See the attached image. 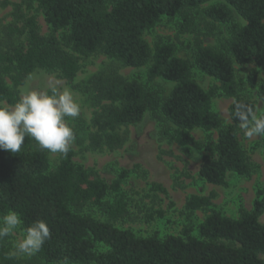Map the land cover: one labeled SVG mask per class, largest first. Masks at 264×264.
Segmentation results:
<instances>
[{"label":"trees","instance_id":"obj_1","mask_svg":"<svg viewBox=\"0 0 264 264\" xmlns=\"http://www.w3.org/2000/svg\"><path fill=\"white\" fill-rule=\"evenodd\" d=\"M211 0H26L42 12L50 33L42 35L35 14L12 3L14 19L0 27V101L13 105L19 98L16 87L35 70L54 71L72 80L80 68L78 56L101 52L124 66L146 64L149 80L161 78L173 86L161 95L140 81L128 80L114 69H102L89 77L93 100L102 103L92 117L95 131L89 135L92 148H119L126 134L123 126L140 123L145 114L163 120L162 133L170 140L202 150L199 178L223 185L229 172L249 175L251 167L241 146L235 104L254 102L238 94L234 64L252 65L245 81L256 89L264 104V0H219L205 14L228 24V36L219 47L192 44V62L175 55L170 43L156 42L151 48L143 38L162 16L180 17L181 31L192 30V12ZM11 4L0 0V6ZM236 13L243 22L234 18ZM218 81L204 89L191 76V66ZM8 77L12 87L6 82ZM244 81V83H245ZM232 98L231 123L223 125L212 111L218 92ZM260 113H264V106ZM217 130L216 138L196 140L192 131ZM264 161V138H261ZM49 151L25 137L19 153L0 150V215L20 213L27 227L37 219L47 221L51 236L34 256L20 259L0 241V264H264V183L250 210L241 209L236 218L210 211L197 225L180 235L159 238L136 236L109 221L82 212L86 205L100 208L109 219L125 215L127 201L122 183L129 172L116 170L108 183L94 169L73 161V151L59 154L51 163ZM152 189L166 192L160 184ZM213 193L191 194L188 211L206 209Z\"/></svg>","mask_w":264,"mask_h":264},{"label":"rangeland","instance_id":"obj_2","mask_svg":"<svg viewBox=\"0 0 264 264\" xmlns=\"http://www.w3.org/2000/svg\"><path fill=\"white\" fill-rule=\"evenodd\" d=\"M9 1L11 4L0 6V27L14 19L12 3H21L23 12L36 15L40 33L42 35L50 33V27L45 22L42 12L36 9L35 3L27 8L26 0ZM217 1L219 0H211L193 10L191 31L180 30V17L162 16L159 22L153 28L144 31L142 36L151 48L156 42L172 44L175 55L192 62V44L195 38L203 45L219 47L228 36V24L213 21L204 12L209 4ZM234 18L243 22L236 13ZM78 60L80 68L72 80H66L54 71L35 70L22 85L16 87V91L19 95L23 87L38 91H49L52 86L61 90L64 87L71 88L81 104L80 115L69 119L76 134L75 142L71 146L73 161L87 169H94L108 183L115 178V172L119 168L128 170L129 175L122 183V191L127 201V211L124 216L115 220L109 219L106 213L95 205H86L82 212L109 221L118 228L128 229L136 236L156 235L164 238L168 235H180L185 227H189L191 233L197 235L198 223L212 210L236 218L241 209H251L257 191L264 183L263 148L260 137L246 138L239 126L237 127L238 139L247 154L251 172L244 176L229 172L223 185L201 180L198 168L203 151L168 139L162 133V129L166 126L163 120L154 117L150 112L145 114L140 123L122 127L126 138L121 147L92 148L89 146V135L95 131L92 117L105 101L97 103L93 100L87 81L91 75L102 69H114L128 80L136 79L150 88L157 89L161 95H165L170 90L173 82L161 78L149 80L147 76L149 64L140 67L124 66L101 52L78 56ZM251 66L250 64L241 67L234 64L238 94L250 98L260 113L264 104L258 97L256 89L250 88L245 81L246 72ZM191 76L204 89L219 85L217 80L204 74L194 65L191 66ZM5 80L13 88L9 78L5 77ZM231 102L232 98L223 95L219 90L212 97V111L221 118L223 125L231 123L229 117ZM0 104L7 103L0 101ZM192 134L196 140L203 141L208 135L216 138L217 130L194 129ZM49 156L51 163L54 164L58 160L59 153L50 152ZM154 183L162 185L166 192L152 189ZM210 193H213L214 197L211 205L206 209L194 211L185 209V200L189 195ZM258 219L264 223V213ZM22 235L21 230L17 229L12 236L2 241L13 252V241L21 239ZM16 256L20 259L28 258L22 254ZM260 257L264 260V254H260Z\"/></svg>","mask_w":264,"mask_h":264},{"label":"clouds","instance_id":"obj_3","mask_svg":"<svg viewBox=\"0 0 264 264\" xmlns=\"http://www.w3.org/2000/svg\"><path fill=\"white\" fill-rule=\"evenodd\" d=\"M80 113L81 104L69 87L61 90L52 86L49 91L23 87L13 105L0 104V150L19 153L27 136L41 149L66 156L76 139L69 119L77 118ZM234 115L246 138H264V113L237 102ZM23 224L17 211L8 210L0 215V241L20 229L23 235L13 241L12 254L31 257L41 250L51 232L44 219L22 228Z\"/></svg>","mask_w":264,"mask_h":264}]
</instances>
